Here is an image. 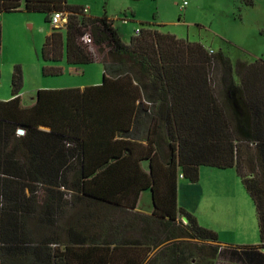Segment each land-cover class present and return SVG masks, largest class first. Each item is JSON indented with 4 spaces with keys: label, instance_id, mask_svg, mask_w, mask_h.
Listing matches in <instances>:
<instances>
[{
    "label": "trees",
    "instance_id": "trees-1",
    "mask_svg": "<svg viewBox=\"0 0 264 264\" xmlns=\"http://www.w3.org/2000/svg\"><path fill=\"white\" fill-rule=\"evenodd\" d=\"M82 9L67 0H0V14L40 12L49 23L52 13L66 14L44 37V75L61 74L63 59L103 68L100 84L38 89L23 106L14 65L12 98L0 100V264L208 260L217 233L177 206L179 172L197 182L201 166L235 168L264 247V59L233 64L152 23L127 43L106 15ZM1 38L0 22V48ZM147 189L149 215L135 210Z\"/></svg>",
    "mask_w": 264,
    "mask_h": 264
},
{
    "label": "rangeland",
    "instance_id": "rangeland-1",
    "mask_svg": "<svg viewBox=\"0 0 264 264\" xmlns=\"http://www.w3.org/2000/svg\"><path fill=\"white\" fill-rule=\"evenodd\" d=\"M72 7H88L94 17L106 15L113 21L120 37L128 42L134 35L135 27L152 23L164 32L190 42H199L214 53L221 51L231 58L250 63L256 58L264 59V0H254L253 5H245L242 0H67ZM2 38L0 48V93L11 92L10 77L14 65L21 67L23 82L21 91L26 101L36 90L48 88L49 84L69 82L78 84L101 82L102 73L97 62L86 65L84 75H72L63 70L59 75H44L46 63L41 57L44 37L52 29L40 12L25 10L0 14ZM58 65V64H57ZM60 66V65H59ZM225 77L224 72H219ZM220 86L218 84L217 89ZM246 151V148L244 149ZM247 159L246 156H242ZM199 179L193 189L194 202L202 204L200 190L207 180L208 171L224 173L210 166L200 167ZM199 169V170H200ZM245 170L244 168L241 169ZM233 171V172H231ZM226 173H235L226 170ZM226 181H229L227 178ZM181 182V181H180ZM185 182V181H182ZM213 182V181H212ZM211 182V183H212ZM189 183V182H186ZM179 202L190 203L187 188L180 185ZM244 189V188H243ZM253 209V204L250 202ZM137 212L149 215L152 204L149 194L142 195ZM183 217L178 221L183 223ZM250 233L255 242L259 241L256 216H251Z\"/></svg>",
    "mask_w": 264,
    "mask_h": 264
},
{
    "label": "crops",
    "instance_id": "crops-1",
    "mask_svg": "<svg viewBox=\"0 0 264 264\" xmlns=\"http://www.w3.org/2000/svg\"><path fill=\"white\" fill-rule=\"evenodd\" d=\"M207 49L209 50V48ZM94 62H97L101 65V63L98 61H93L91 63ZM88 64H83L78 67L69 66L66 64L64 59L58 63V65L63 67V70H68L72 75H84L87 70L85 66ZM99 70L100 72H103L102 67H100ZM233 78L238 81V77L234 74ZM100 83L98 81L94 82V80L87 84L82 82L78 84L69 82H59L55 84H49L46 86L48 88L44 89H59L69 87L83 88L85 86L97 85ZM35 94L30 100L26 101L24 99V94L21 91L19 93V97L21 99L22 105L31 106L32 104H34ZM10 98H12L11 92L4 91L0 93V100L5 101ZM141 166L145 171H148L147 161H142ZM217 169L224 173H214L212 171H208L207 174L210 177V180H207L206 184H204L200 190V197L203 196V201L201 205H199L197 201L194 202L193 189L191 187L194 185L196 186V183L198 181L189 182L183 177L178 178L177 180V206L183 207L184 209L188 210L196 217L200 225L214 230L218 236L217 243L219 247L216 251L215 256L209 258L208 260L200 259L199 264H264V247H258L259 241L255 242L252 239V235L250 233L251 216L253 215V212L255 215L253 201L245 190L239 176L235 171V168H216V170ZM226 170H234L235 173H226ZM199 172L201 173V169L199 170ZM227 178L229 179V181H226ZM180 185L185 186L184 188H187V195L190 199L189 201H191L190 203H188V205L186 203L182 204L179 202V192L181 188ZM146 192L149 194L152 204L150 190H143L140 193L135 209L138 210V203L142 195ZM250 202H252L253 204V209L250 205ZM195 261V258H192L190 263L194 264Z\"/></svg>",
    "mask_w": 264,
    "mask_h": 264
},
{
    "label": "built area",
    "instance_id": "built-area-1",
    "mask_svg": "<svg viewBox=\"0 0 264 264\" xmlns=\"http://www.w3.org/2000/svg\"><path fill=\"white\" fill-rule=\"evenodd\" d=\"M82 12L83 13H87L88 12L87 7H83ZM66 21H67V16H66V14L62 13L61 11L52 13V15L50 17V24L52 26H62L64 23H66ZM139 32H140V28L139 27H135L134 34L137 35V34H139ZM82 40H83L84 43H86L88 45L89 50L92 53H94V48L92 46V41H91V37L89 36V34H84L82 36ZM212 52H213V50L209 49V53H212ZM182 177H183L182 173L179 172L178 178H182ZM182 220H183L184 223H186L185 218L182 219Z\"/></svg>",
    "mask_w": 264,
    "mask_h": 264
},
{
    "label": "water",
    "instance_id": "water-1",
    "mask_svg": "<svg viewBox=\"0 0 264 264\" xmlns=\"http://www.w3.org/2000/svg\"><path fill=\"white\" fill-rule=\"evenodd\" d=\"M18 132H19L20 134H22V133H23V129H19Z\"/></svg>",
    "mask_w": 264,
    "mask_h": 264
}]
</instances>
